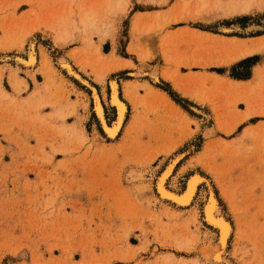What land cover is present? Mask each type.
Instances as JSON below:
<instances>
[{
    "label": "rangeland",
    "instance_id": "374dc122",
    "mask_svg": "<svg viewBox=\"0 0 264 264\" xmlns=\"http://www.w3.org/2000/svg\"><path fill=\"white\" fill-rule=\"evenodd\" d=\"M206 1L0 0V264H210L208 180L233 226L219 264H264V0L245 12ZM61 58L98 89L109 124L119 82L116 138ZM162 70L189 94L154 81ZM177 155L168 187L205 177L186 207L157 200Z\"/></svg>",
    "mask_w": 264,
    "mask_h": 264
},
{
    "label": "bare ground",
    "instance_id": "6f19581e",
    "mask_svg": "<svg viewBox=\"0 0 264 264\" xmlns=\"http://www.w3.org/2000/svg\"><path fill=\"white\" fill-rule=\"evenodd\" d=\"M188 1L189 0H183V3L186 5ZM220 1L221 0H215L214 5L217 6L220 3ZM199 2H200L199 5L201 6L207 3L206 0H199ZM229 9H231L232 12H245V11L251 10L252 6H250V3H247L246 0H233L232 3L230 4ZM155 13L157 14V12ZM33 42L29 45L30 47H29L28 56L25 58H22L21 56H19L18 62H21L22 64L26 66L28 65L32 66V65L37 64L38 62L37 54L38 53L36 54L35 44H34L35 42L34 43ZM20 45H22V43H20ZM60 61H61L62 69H66L69 75H74L75 77L79 78L87 87L91 89L92 101L94 103V111L106 135L110 139L116 138V136L119 134V132L121 131L123 127L125 116L128 110L126 101L120 95L119 82L116 79H111L110 84H109L111 88V93L108 96V104L109 106L115 108V120L113 123L109 124L106 119L105 106L99 94L98 89L94 87L89 81H87L86 79L78 75V72L77 71L75 72V70L73 69V66L71 64L72 62H70L68 59L61 58ZM134 66L135 64L131 60L129 59L121 60L120 59V62L117 65H115V68L124 69V68H133ZM134 71L135 72H133L132 75H136V76H142L146 74L147 72V70L143 68H140L139 70H134ZM164 73H165V70L164 71L162 70L161 76L157 74L153 75L154 81L160 80V78H162V75L163 76L165 75ZM166 78L171 79V81L174 83V86L180 91H182L184 94H189V92L185 91L179 85L175 77L171 75H165V79ZM180 158H181V155H177L170 161L167 168L164 169L162 174L157 178L158 180H156L157 183L155 184H156L157 192L159 194L157 197L158 202L169 201L177 206L186 207L191 204L197 192L198 185L204 181L205 177L198 172L192 174L188 178L186 185L181 192L168 187L167 180L170 177V175L173 173ZM206 180L208 179L206 178ZM206 182H207V188H206L207 197L205 198L206 201H205L204 209H203L204 211L203 219L208 225H210L211 227L217 230V237L213 243H208L206 250L204 249V251H202V257L207 263L219 264L220 262L223 261V259L226 258L225 253H226V249L228 246V241L232 235L233 226L227 220V218L221 214V211L218 205V198L216 196L214 188L212 187L211 181L208 180Z\"/></svg>",
    "mask_w": 264,
    "mask_h": 264
},
{
    "label": "crops",
    "instance_id": "0c3cea01",
    "mask_svg": "<svg viewBox=\"0 0 264 264\" xmlns=\"http://www.w3.org/2000/svg\"><path fill=\"white\" fill-rule=\"evenodd\" d=\"M18 8H20V10H19V11H16L17 14H21L22 12L29 10V9L31 8V6H30V4H28V3H26V4L23 3V4L19 5ZM0 35H1V33H0ZM254 65H255V64H254Z\"/></svg>",
    "mask_w": 264,
    "mask_h": 264
},
{
    "label": "trees",
    "instance_id": "16d2710c",
    "mask_svg": "<svg viewBox=\"0 0 264 264\" xmlns=\"http://www.w3.org/2000/svg\"><path fill=\"white\" fill-rule=\"evenodd\" d=\"M256 56H258V55H254V56L248 57V58H246V59H244V60H242V61H240V62H238V63H242V62L248 61L249 59H253V58L256 57ZM231 76L234 77V78H239V79H248V78L251 77V75H250L249 77L245 78V77L242 76V75H236V74H231Z\"/></svg>",
    "mask_w": 264,
    "mask_h": 264
}]
</instances>
